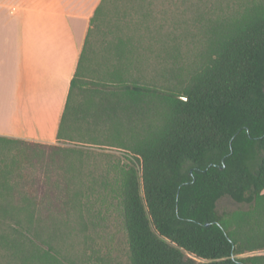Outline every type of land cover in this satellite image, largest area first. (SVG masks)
Segmentation results:
<instances>
[{
  "label": "trees",
  "instance_id": "16d2710c",
  "mask_svg": "<svg viewBox=\"0 0 264 264\" xmlns=\"http://www.w3.org/2000/svg\"><path fill=\"white\" fill-rule=\"evenodd\" d=\"M175 3L159 11L157 26L148 0H102L58 143L125 151L112 177L130 264H264V243L245 245L264 239V1L230 12L208 10L210 0ZM197 23L204 39L193 62L179 65L178 25L192 33ZM106 26L101 70L95 40ZM113 29H124V38ZM145 32L150 59L144 66L153 70L133 75L144 64ZM12 143L59 150L67 174L89 168L82 150L0 138L6 151ZM7 157L0 159V264H76L61 254L56 235L46 233L36 214L40 203L11 196ZM110 176L102 175L104 187ZM226 197L249 209L219 215ZM251 253L260 255L239 257Z\"/></svg>",
  "mask_w": 264,
  "mask_h": 264
},
{
  "label": "rangeland",
  "instance_id": "374dc122",
  "mask_svg": "<svg viewBox=\"0 0 264 264\" xmlns=\"http://www.w3.org/2000/svg\"><path fill=\"white\" fill-rule=\"evenodd\" d=\"M175 1H178L180 6V0H148L156 10L152 24L159 26L162 22L159 11L163 8L173 10ZM249 1L252 0H210L208 10L214 12L221 9L230 12L231 9ZM112 18H116L115 13H112ZM199 28L200 24H194L192 33H189L184 30L183 25H178L179 65L187 67L193 62L195 53L204 39ZM108 29L107 26L104 27L102 34L95 40L97 58L94 64L101 70L103 65H98L102 48L105 46L104 41L108 40L110 35ZM123 30L113 29L112 32L114 36L124 38ZM141 41L144 48L139 53L143 55L141 59L144 64L137 71L133 70V75H137V72L148 75L153 70V67L150 69L144 66L150 59L148 52H143L150 46L149 33L145 32ZM54 145L63 144L57 142ZM65 146L84 151L89 168L67 174L61 165L62 156H59V150L48 146L12 143L8 151L0 146V159L8 156L7 162L12 164L9 180L14 192L11 196L19 201L27 198L40 203L36 214L43 220L46 233L56 235V245L69 261L76 264H130L128 236L112 177L115 167L119 166V163H125V151L109 144L75 143L64 144L63 147ZM107 171L111 175L108 178L111 185L104 187L101 177ZM248 209V205L237 204L229 197L218 203L219 215H230ZM262 243L264 239L255 237L245 241L248 247ZM255 255L260 254L251 253L239 257Z\"/></svg>",
  "mask_w": 264,
  "mask_h": 264
},
{
  "label": "crops",
  "instance_id": "0c3cea01",
  "mask_svg": "<svg viewBox=\"0 0 264 264\" xmlns=\"http://www.w3.org/2000/svg\"><path fill=\"white\" fill-rule=\"evenodd\" d=\"M102 0H0V138L53 145Z\"/></svg>",
  "mask_w": 264,
  "mask_h": 264
}]
</instances>
